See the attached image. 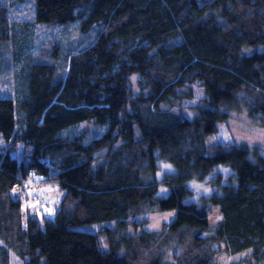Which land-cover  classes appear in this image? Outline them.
I'll use <instances>...</instances> for the list:
<instances>
[{"label": "trees", "instance_id": "16d2710c", "mask_svg": "<svg viewBox=\"0 0 264 264\" xmlns=\"http://www.w3.org/2000/svg\"><path fill=\"white\" fill-rule=\"evenodd\" d=\"M8 13L0 1V41ZM35 20L96 34L65 65L57 45L33 58L18 74L21 96L0 95V264L11 252L23 264H216L223 245L264 264V154L207 142L232 111L264 121V0H36ZM190 84L207 102L194 118L162 107L191 98L180 94ZM84 122L101 134L75 132ZM160 162L173 170L158 179ZM33 175L58 185L53 214L25 205ZM208 176L212 192L185 202L196 195L187 182Z\"/></svg>", "mask_w": 264, "mask_h": 264}, {"label": "rangeland", "instance_id": "374dc122", "mask_svg": "<svg viewBox=\"0 0 264 264\" xmlns=\"http://www.w3.org/2000/svg\"><path fill=\"white\" fill-rule=\"evenodd\" d=\"M9 9L10 29L9 37L5 41H0V95H11L16 97L21 96L17 91L18 74L31 61L35 60L46 61L45 53L51 51L57 45L59 53V64H66L64 59L70 52L74 50H83L92 43L96 31L81 33L78 23L67 25L58 24H40L35 20V5L36 0H0ZM201 2L212 0H200ZM48 60V59H47ZM64 60V61H63ZM139 75H132L130 78L131 86L135 93L139 92L138 85ZM180 94L192 92L191 98L170 97L162 104L163 108L172 110L183 117L194 118L199 106L207 105L204 88L199 84H190L187 87L180 89ZM189 90V91H188ZM75 132L79 133L85 129H89L88 137L92 138L100 135L102 130L100 127L92 123H82L74 127ZM74 132V130H72ZM208 146H213L220 142L234 143L237 145L247 146L253 151H258L264 154V121L252 118L248 114L246 108L239 111H232L226 122L219 124L217 133L210 135L207 138ZM7 145L3 136H0V151ZM18 156L23 154V150L18 151ZM164 165L170 167L165 168ZM173 170V166L168 163L160 162V170L157 177L162 175L164 171ZM217 171L221 172L225 177L231 175L230 168L225 165H220ZM211 176L204 180L193 179L187 182L196 195L188 197L185 202H199L201 195H208L212 192L213 187L208 182ZM38 176L33 175L27 185L28 198L24 199L26 206H30L36 210L41 216L44 212L51 209V214L56 209L58 201L62 193L58 185L51 183H37ZM169 189L163 184L160 185L159 194L167 195ZM33 196H42L46 198V203L40 205L38 200H33ZM35 205V207H33ZM49 213V212H48ZM176 214V209L158 211L151 214L152 228H159L165 220H171ZM222 218L218 206H214L210 214L211 225L214 226ZM95 225L89 224L81 226V229L86 231L96 230ZM1 243V241H0ZM11 264H23L22 260L13 252H11ZM248 254L239 253L230 255L225 251L223 245L220 253L216 256V264H248L246 261Z\"/></svg>", "mask_w": 264, "mask_h": 264}, {"label": "snow or ice", "instance_id": "6c2138e0", "mask_svg": "<svg viewBox=\"0 0 264 264\" xmlns=\"http://www.w3.org/2000/svg\"><path fill=\"white\" fill-rule=\"evenodd\" d=\"M164 167H165V168H168V167H170V166H169V165H164ZM33 207H35V205H33ZM51 211H52L51 209H48L49 214H51Z\"/></svg>", "mask_w": 264, "mask_h": 264}]
</instances>
